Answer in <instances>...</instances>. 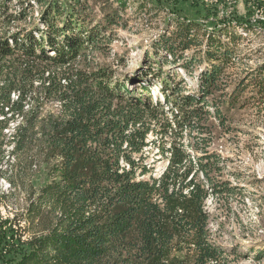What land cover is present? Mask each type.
<instances>
[{
    "label": "trees",
    "instance_id": "16d2710c",
    "mask_svg": "<svg viewBox=\"0 0 264 264\" xmlns=\"http://www.w3.org/2000/svg\"><path fill=\"white\" fill-rule=\"evenodd\" d=\"M14 1L20 6L0 0V158L5 145L13 159L8 168L0 167V178L11 189L4 197L25 193L15 221L26 225L16 238L22 251L0 264H224L225 248L211 238L209 215L202 209L208 191L192 172L196 166L209 177L220 169L219 156L200 147L203 154L192 163L186 148L176 139L166 146V137L203 130L208 106L223 128V112L243 107L239 99L248 88L264 94V66H259L245 71L225 101L208 99L225 90L222 76L241 39L235 25L208 29L193 20L168 22L152 52L162 49L163 62L191 74L198 57L193 52L203 43L198 50L206 62L196 92L173 83L168 73L161 76L159 67L155 86L163 102H153L148 52L132 75L117 71L122 56L112 62L97 56L126 25L124 0ZM33 4L40 5L38 17H29L33 23L26 28L28 23H19L27 22ZM235 23L247 32L253 27ZM135 82L142 85L138 92L128 87ZM208 126L212 132L215 124ZM148 134L159 136L158 152L168 163L160 176L144 178L150 171L145 152L156 145ZM42 164L46 180L36 187L30 179ZM208 184L213 193L231 190ZM9 224L0 220V244ZM25 231L30 233L22 240Z\"/></svg>",
    "mask_w": 264,
    "mask_h": 264
},
{
    "label": "rangeland",
    "instance_id": "374dc122",
    "mask_svg": "<svg viewBox=\"0 0 264 264\" xmlns=\"http://www.w3.org/2000/svg\"><path fill=\"white\" fill-rule=\"evenodd\" d=\"M103 1L96 0L95 2L102 4ZM124 1L127 6L121 15L126 19V25L115 30L118 37H114L106 49L97 53V56L106 62L115 61L117 56H122V63L118 64L117 71L132 75L136 68L142 65L145 52H148L146 64L151 69H149L150 73L147 74L146 79L151 85L153 102L155 100L163 102L162 94L155 86L160 79L156 73L159 67H161V76L168 73L173 83L176 82L178 86L196 92L198 85L196 78L200 68L206 62L203 60L201 51L198 50L203 48V43L193 52L198 57L191 69V74L184 72L179 66L163 62L164 52L162 49L158 50L156 54L152 52L153 40L165 30L168 22L176 19L197 21L208 29L217 28V26L224 27L228 24L235 25L236 34L241 36L235 49L233 64L227 67L222 76L221 84H226V86L221 88H225V90H218L214 95H210L208 97L210 101H225L228 97L227 93L232 90L246 70L264 66V0ZM141 1L147 4L145 7H141L142 9L138 7ZM88 2H93V0H88ZM11 4L20 6L16 5L14 0H11ZM98 7L100 8V5ZM39 8L40 5L33 4L32 15L27 17V22L22 21L19 24L28 23L26 28L31 27L33 21L28 22L29 17L32 20H37ZM97 13L99 12L96 11ZM236 21L253 26L252 30L247 32L239 25L237 27ZM14 29L15 27H13ZM34 35L38 36L35 32ZM220 38L226 44L231 45L230 40L223 34H220ZM166 58L170 60L169 56ZM141 86L140 82L128 85L129 88L134 87L137 92L141 90ZM221 92H225V96ZM244 93L246 95L239 99V102L244 104L243 107L223 112L225 115L223 128L218 127L214 109L208 106L210 111L208 122L212 121L215 124L212 126V132L208 130L209 126L205 127L208 124L205 122L201 123L203 124L201 131H196L193 128L186 129L179 138L169 135L166 137V146L170 141L176 139L186 148L192 163H196L197 158L203 154L200 147H205V150L219 156V160L216 162L220 169L210 171L209 177L206 178L200 170H197L196 166L192 172H195L196 180L201 182L208 191L202 209L209 215L207 229L211 238L225 248L226 261L224 264H264V257L257 258L260 250L264 252V94H255L251 87ZM167 107L169 105L164 108L167 109ZM45 110L48 111V105ZM167 114L170 117L171 113ZM148 138H154L156 145L148 147L149 151L145 152L147 157L144 163L147 164L150 171L144 175V178H148L150 173L158 177L166 168L167 159L158 152L159 136L148 134ZM195 144H198V149L193 148ZM10 149V146H2V150H4L3 156L0 158V167L2 168L6 166L8 168L13 160L9 154ZM31 153L34 154L35 150L32 149ZM43 166L42 164L38 170L32 173L30 181L32 180L36 187L46 180V171ZM35 168V165L32 166V169ZM25 181H27L26 178ZM210 181L219 182L220 187L226 185L231 190L213 193L208 184ZM10 191L9 183L0 178V220L12 221V224L6 225L7 232L0 244V263L5 257H17L20 254L22 246L16 242L20 233L18 228L22 231L26 225L23 220L15 221L19 218L15 214L22 213L24 210L26 195L18 190L7 197L2 195L3 192L8 194ZM29 233V231H25L22 240H26ZM177 254L181 257L184 256L183 251Z\"/></svg>",
    "mask_w": 264,
    "mask_h": 264
},
{
    "label": "water",
    "instance_id": "95a60500",
    "mask_svg": "<svg viewBox=\"0 0 264 264\" xmlns=\"http://www.w3.org/2000/svg\"><path fill=\"white\" fill-rule=\"evenodd\" d=\"M168 163V162H167Z\"/></svg>",
    "mask_w": 264,
    "mask_h": 264
}]
</instances>
